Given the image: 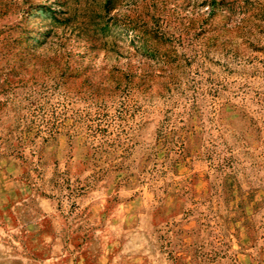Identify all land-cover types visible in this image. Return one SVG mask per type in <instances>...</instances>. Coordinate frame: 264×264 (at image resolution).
Listing matches in <instances>:
<instances>
[{
  "label": "rangeland",
  "instance_id": "obj_1",
  "mask_svg": "<svg viewBox=\"0 0 264 264\" xmlns=\"http://www.w3.org/2000/svg\"><path fill=\"white\" fill-rule=\"evenodd\" d=\"M0 264H264V0H0Z\"/></svg>",
  "mask_w": 264,
  "mask_h": 264
}]
</instances>
